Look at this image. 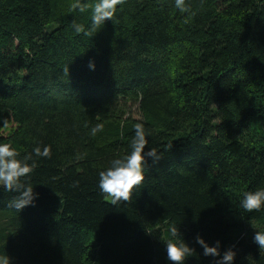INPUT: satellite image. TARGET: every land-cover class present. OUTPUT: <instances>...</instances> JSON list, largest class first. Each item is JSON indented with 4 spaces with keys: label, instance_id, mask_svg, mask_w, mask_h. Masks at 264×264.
I'll use <instances>...</instances> for the list:
<instances>
[{
    "label": "trees",
    "instance_id": "obj_1",
    "mask_svg": "<svg viewBox=\"0 0 264 264\" xmlns=\"http://www.w3.org/2000/svg\"><path fill=\"white\" fill-rule=\"evenodd\" d=\"M73 0H0V142L21 155L51 146L31 177L35 207L0 191V253L11 264H167L174 223L197 257V234L234 264H264L243 191L264 187V0H124L98 33ZM94 0H84L91 5ZM95 63V70L88 62ZM162 160L132 199L110 205L97 173L128 147L135 123ZM102 124L95 135L91 129Z\"/></svg>",
    "mask_w": 264,
    "mask_h": 264
},
{
    "label": "clouds",
    "instance_id": "obj_2",
    "mask_svg": "<svg viewBox=\"0 0 264 264\" xmlns=\"http://www.w3.org/2000/svg\"><path fill=\"white\" fill-rule=\"evenodd\" d=\"M123 3L124 0H94L89 6L84 0H73L70 6L72 11L82 12L90 7L87 29L84 25L73 22L74 31L86 35L91 32L98 33L106 22L110 21L113 24L118 20L119 6ZM174 7L180 12L189 11L186 0H174ZM87 66L92 71L96 67L91 60ZM16 125L18 121L7 117L0 118V126L4 128ZM102 127V124H97L91 129V134L95 135L102 130ZM133 128L127 150L121 155H114L97 173L98 191L113 206L132 199L135 190L146 179L149 161L152 165H156L162 160L163 153L158 148L149 146L152 132L145 124L138 122ZM50 155L51 146L48 144L36 143L29 152L21 155L11 142H0V191L13 193L8 206L17 213L26 207H35L40 194L34 191L30 181L36 168V159L48 158ZM238 207L248 214L264 210V187L258 186L255 190L243 191L238 200ZM251 228L252 243L257 246L260 253L264 251V230L253 226ZM168 231L169 238L163 242L167 264H186L189 258L198 256L195 247L189 246L177 225L170 224ZM194 241L202 249V256L212 258L214 264H234L235 245L221 251L220 240L210 245L199 234L195 236ZM0 264H11V258L6 253H0Z\"/></svg>",
    "mask_w": 264,
    "mask_h": 264
}]
</instances>
